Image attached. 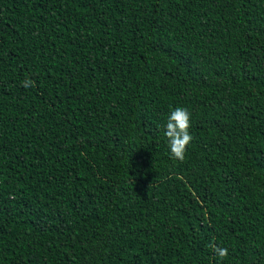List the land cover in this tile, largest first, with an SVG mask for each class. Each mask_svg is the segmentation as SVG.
<instances>
[{
  "label": "trees",
  "instance_id": "trees-1",
  "mask_svg": "<svg viewBox=\"0 0 264 264\" xmlns=\"http://www.w3.org/2000/svg\"><path fill=\"white\" fill-rule=\"evenodd\" d=\"M0 264H264V0H0Z\"/></svg>",
  "mask_w": 264,
  "mask_h": 264
},
{
  "label": "clouds",
  "instance_id": "clouds-1",
  "mask_svg": "<svg viewBox=\"0 0 264 264\" xmlns=\"http://www.w3.org/2000/svg\"><path fill=\"white\" fill-rule=\"evenodd\" d=\"M33 84L34 81L29 78H25L22 82L24 88H29ZM190 117L191 113L182 106L174 108L168 115L164 134L168 139L170 158L173 160L184 161L187 146L193 139L189 131L191 127ZM208 247L221 261L228 256V249L217 245L215 242H210Z\"/></svg>",
  "mask_w": 264,
  "mask_h": 264
}]
</instances>
